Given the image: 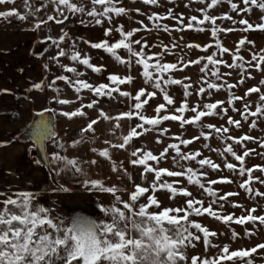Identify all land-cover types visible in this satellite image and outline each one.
Instances as JSON below:
<instances>
[{
    "label": "snow or ice",
    "instance_id": "6c2138e0",
    "mask_svg": "<svg viewBox=\"0 0 264 264\" xmlns=\"http://www.w3.org/2000/svg\"><path fill=\"white\" fill-rule=\"evenodd\" d=\"M15 3L0 0V5ZM142 3L144 8L130 6L126 0H22L23 11L16 7L0 10V18L14 16L32 30L46 29L39 43L47 46L33 54L44 59L45 71L51 72L50 65H55L59 74H53L51 81L45 76L31 88L52 90L50 102L59 107H45L41 115L49 112L69 122L80 120L67 140L55 131L49 133L47 122L41 120L36 139L48 136L54 148L35 163L46 165L49 175H71L97 197L94 203L99 212L95 218L77 216L69 221L40 204L36 193L0 190V264H256L254 255H264V242L237 248L213 242L220 234L229 240L239 237L241 234L230 227L233 223L264 227V212L256 214V207L245 208L231 200L239 191L220 189L218 194L215 186L236 181L230 175L212 176L226 168L242 179L238 189L264 198V191L253 187L254 182L264 186V163L246 164L254 152L261 155L247 142L264 148V139L249 133L230 134L231 126L241 129L243 121L255 129L257 119L264 118V78L255 85L246 83L257 74L264 77V48L249 47L254 41L247 35L264 32V0H198L197 14L188 15L174 5L169 7L172 0ZM192 3L187 0L183 6ZM224 4L227 9L217 14L215 10ZM254 8L261 13L255 23L248 16ZM135 16L144 17L135 20L138 26L132 23ZM169 19L174 23H166ZM73 24L98 27L101 35L77 34L72 31ZM186 32L204 34L207 39L189 42L183 35ZM237 32L241 35H233L232 46H227L224 37ZM141 33H162L169 39L153 42L138 35ZM90 50L107 54L122 70L93 62ZM196 50L203 54L192 56ZM245 50L249 58L243 55ZM96 58L103 60L102 56ZM190 66L197 69L196 80L185 71ZM89 73L97 79L89 80ZM57 81H63L64 88L57 86ZM241 86L243 93L233 91ZM177 90L179 98L174 94ZM221 90L226 92L225 99H212ZM253 94L258 95V101L251 100ZM194 95L198 99L190 103ZM111 102H115V111ZM238 102L241 108L236 107ZM149 108L154 114H148ZM230 110L240 118L228 115ZM215 118L223 123L210 122ZM171 123L181 130L196 126L198 133H186L185 138L171 132ZM149 132L158 145L155 150L135 144ZM216 137L224 144L213 147L210 141ZM201 141L203 149L223 160L217 163L201 150L188 147ZM120 152L123 158L115 155ZM78 153L90 155L85 158ZM169 158L175 168L162 166ZM192 161L198 168L191 166ZM104 163L107 173L93 171V166L102 168ZM256 171L261 175H254ZM54 183L57 188L53 191L69 190L55 179ZM189 185L210 199L198 198ZM158 192H163L169 203L165 204ZM226 205L243 211L239 215L222 213ZM205 216L223 222L229 230L221 233L205 225ZM255 232V228H246L245 235ZM200 244L206 253L188 251Z\"/></svg>",
    "mask_w": 264,
    "mask_h": 264
},
{
    "label": "crops",
    "instance_id": "0c3cea01",
    "mask_svg": "<svg viewBox=\"0 0 264 264\" xmlns=\"http://www.w3.org/2000/svg\"><path fill=\"white\" fill-rule=\"evenodd\" d=\"M126 3L133 6L134 2L133 0H126ZM11 7H16L23 11L22 0H16L14 5H0V10H7ZM135 17L132 23L133 26H138L135 24L137 19ZM139 17L144 18L143 16ZM145 23H148V21ZM45 31L46 29L32 30L27 22L20 21L14 16L8 19L0 18V89L9 90L8 92H0V142L7 141V143H0V190L31 191L38 194V202L44 204H47L48 196L59 198L75 196V199L71 200L72 202L68 201L67 203L69 199H64L66 202L60 212L70 215L71 210V213H73L72 218L80 215L85 216V214L92 217L96 209L78 199V196H92V193H89L78 183L74 182L71 175L62 174L59 177H55L54 175H49L46 165L43 163L37 165L35 163L37 159L43 160L54 148L48 136H44L40 140L36 139V130L41 120L47 122L49 133L55 131L65 140L69 136L74 135V129L80 123L79 119L69 122L66 118L57 116L55 113L43 112V115H41L45 107H59L50 102V97L53 94L52 90L46 88L44 91H38L31 88L32 83L39 82L45 76L48 77V81H51L53 74H59V69L55 65H50L51 72L45 71L42 67L44 59L33 54L35 49L43 51L47 46L46 43H39L40 39L45 35ZM72 31L92 38L101 35V30L98 27L86 29L84 26L73 24ZM138 35H146L153 42L159 39L167 42L169 39L167 35L162 33H141ZM174 35L179 36L181 34L174 33ZM183 35L189 42H204L207 39L206 35L193 32H186ZM239 35L241 33L237 32L235 36ZM255 36H259V40L254 43V49L259 51L264 48V32L263 36L261 31L260 34ZM227 40L229 41V39ZM85 49L88 51L86 46ZM154 50L158 51L159 49ZM90 51L94 56L93 62L106 63L109 70L113 68L122 70V66L114 64L107 54L99 50ZM100 56L103 57V60L96 58ZM168 59L171 60L173 57L169 56ZM177 75H182V73H177ZM87 78L89 80L97 79L91 73H89ZM56 84L64 88L63 81H57ZM174 94L179 98L180 93L178 90ZM69 95L71 94L69 93ZM104 102L105 107H108L107 98H104ZM111 103L113 105L111 110L115 111V102ZM120 107L123 108V105ZM148 112H152V109L149 108ZM33 144H37L38 147L33 148ZM71 154L72 152L70 151L69 155ZM78 154L83 155L85 158L90 155L88 153ZM115 155L123 158L122 152ZM93 171L107 173V164L104 163L102 168L93 166ZM54 179L69 190L53 191V189L57 188Z\"/></svg>",
    "mask_w": 264,
    "mask_h": 264
},
{
    "label": "rangeland",
    "instance_id": "374dc122",
    "mask_svg": "<svg viewBox=\"0 0 264 264\" xmlns=\"http://www.w3.org/2000/svg\"><path fill=\"white\" fill-rule=\"evenodd\" d=\"M133 6H140L141 8H144L145 6L142 3V0H133ZM165 3H167V0H164ZM187 3V0H172L171 4H168L169 7L171 6H175V9L177 11H183L186 15L188 14H197L194 10L199 7V3L198 0H193V3L190 7L185 8L183 5ZM227 5L224 4L220 7H218L215 11L217 14H219L222 10L227 9ZM151 10H155V11H163V8H153ZM261 15L260 11L258 9H253L252 13H249L248 16L250 17V20L255 23L258 21L259 16ZM135 18L137 19H144L141 18L139 16H136ZM145 22H147V20L145 19ZM149 23V22H148ZM166 23L168 24H173L174 21L172 20H167ZM218 23H221V21H218ZM226 26H227V22H225ZM194 33V32H193ZM197 34V33H195ZM237 34V33H236ZM235 34V35H236ZM260 34V31H252L250 33H247V35L249 36L250 39H252L255 42H257L259 40V36L256 37L255 35ZM203 35V34H202ZM234 34H229L228 36L224 37V42L226 45H228L229 47H231L233 40H232V36ZM234 35V36H235ZM262 36H263V32H262ZM195 39V38H194ZM229 39V41L227 40ZM264 39V38H263ZM196 40V39H195ZM232 42H231V41ZM196 41H199L198 39ZM251 48L254 49V44L249 46ZM214 50V49H213ZM198 54H203L201 53L199 50L194 51L193 53H191L192 56L198 55ZM243 55H245L246 58H249V52L247 50H245L243 52ZM186 73L192 75L193 80L197 79L198 76V72L195 66H190L188 69L185 70ZM261 78L258 74L256 75L255 79H250L248 80L246 83L248 85H255L257 83V81ZM233 79H235V76L233 77ZM232 82V81H229ZM244 86H241L238 90L237 89H233L234 92H236L237 94H241L244 91ZM226 97V92L224 90H221L218 93H214L212 99H225ZM198 99L197 96H192L190 98V103L195 102ZM252 101H258V95L253 94L251 97ZM237 108H241V102H238L236 104ZM149 115L154 114L153 112H148ZM188 115H191V113H188ZM228 115H233L235 116V118L239 119L240 117L236 114H234L231 110L229 111ZM253 119L250 117V120ZM210 122L216 123L217 125H220L223 123L222 120H220L219 118H215V119H210ZM169 122H166V125ZM242 128L241 129H235V126H231L232 131L230 134H234V135H240L242 133H249L255 137H258L259 139H264V118H260L257 119V127L255 129L251 128L249 126V122H243L242 121ZM171 132L172 133H179L181 136H185L186 137V133L187 134H193V133H198V130L196 128V126H192V127H187L184 130H181L178 126L177 123H171ZM166 142H170L168 141L167 137H164ZM213 145V147H216L219 145H223L224 141L221 140L219 137L214 138L212 141H210ZM135 144L137 146L140 145H144L146 144L147 147L151 148V149H157L158 145H156L153 142V133L149 132L147 134H145L144 136L138 138L135 140ZM202 144L203 141L196 143L194 142L193 145L188 146L190 149H196V150H201L203 152V155L205 156H209L211 157L215 162L220 163L223 160V157H219L218 154L213 153V152H209L206 149L202 148ZM248 147L250 148H255L256 152L261 153V155H256V153L254 152L253 154H251L248 158H246V164L251 166V165H255V164H262L264 163V148L258 147L257 142H247ZM184 147V146H182ZM234 147L236 148L237 151H240V147L237 145H234ZM223 150V149H222ZM229 160H231L232 162L234 161V158L229 156ZM191 166L193 167H197L198 165L195 163V161L190 162ZM162 166L165 167H170V168H175V164L174 162L171 161V159L169 158L168 161H165L162 163ZM230 175L236 182L229 184V185H222L219 184L217 186H215L218 190V194H219V190L220 189H224V190H234V191H239V195L237 196H232L230 197L231 200L233 201H237V202H241L244 207H256L257 208V212L256 214H262V212H264V198L262 197H255V196H248L247 193L242 190V189H238V184L242 182V179H237L236 178V173H230L226 168L223 169L222 173L221 172H215L212 173L213 178L218 176V175ZM254 175H261V173L259 171L254 172ZM151 179V177H149ZM165 179H167V177H165ZM139 182V181H138ZM190 190L193 192L194 195H196L198 198H200L201 196H203V198L207 201L210 198L207 197L205 194H203L198 187L196 186H191L189 185ZM253 187L254 188H259L261 191H264V186L259 185L258 183L254 182L253 183ZM158 197L164 201L165 204L169 203L166 195L163 192H158L157 193ZM78 196V195H77ZM64 199H69L68 201L72 202L71 200L75 199V196L69 197L67 198L66 196L62 197H49L48 196V200H47V204L44 203H40L43 204L45 207H49L55 210L56 213L62 214L66 219H68L69 221L72 219V214L71 210H70V215L68 213H61L60 210L62 209V207H64L65 202ZM78 199H81L84 203H87L91 206H93L95 208V203L94 201L97 199V197L95 195H88V196H78ZM71 209V208H70ZM243 211V208L240 207H232L230 205H226L225 209L221 210L222 213H236L237 215L241 214ZM97 215H99L98 210L96 209V211L93 212L92 218H95ZM81 216V215H80ZM85 216H88L87 214H85ZM74 218V217H73ZM195 218V217H193ZM203 223L207 226H210L212 229H219L221 233H225L226 231L229 230V226L225 225L223 222L217 221L214 218H208L207 216L204 217L203 219ZM232 229H234L236 232L240 233L241 235L239 237L233 238L231 240H229L228 236L224 235V234H220L218 235V237L213 241L214 243L219 242L221 244L223 243H229L231 248H237V247H244V246H252L254 243L256 242H264V227L258 226V225H252V224H248L246 227L245 226H240L237 225L235 223H233L230 226ZM246 228H255L256 232L254 235L252 236H248L245 235V231ZM190 253L195 251L197 253H206V249L204 248V246L202 244L198 245L197 248L195 250L193 249H189L188 250ZM254 260L256 261V264H261L262 261H264V255H260L259 252L257 254L254 255ZM236 264H242L241 261H237Z\"/></svg>",
    "mask_w": 264,
    "mask_h": 264
}]
</instances>
